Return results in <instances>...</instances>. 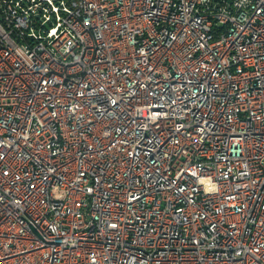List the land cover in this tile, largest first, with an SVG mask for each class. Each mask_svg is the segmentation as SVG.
<instances>
[{
	"label": "built area",
	"instance_id": "built-area-1",
	"mask_svg": "<svg viewBox=\"0 0 264 264\" xmlns=\"http://www.w3.org/2000/svg\"><path fill=\"white\" fill-rule=\"evenodd\" d=\"M0 264H264V0H0Z\"/></svg>",
	"mask_w": 264,
	"mask_h": 264
}]
</instances>
